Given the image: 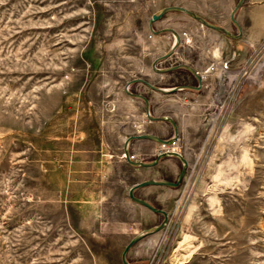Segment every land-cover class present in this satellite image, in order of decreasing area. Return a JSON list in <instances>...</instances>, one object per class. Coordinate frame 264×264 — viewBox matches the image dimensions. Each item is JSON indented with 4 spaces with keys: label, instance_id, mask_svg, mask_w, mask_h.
Masks as SVG:
<instances>
[{
    "label": "rangeland",
    "instance_id": "rangeland-1",
    "mask_svg": "<svg viewBox=\"0 0 264 264\" xmlns=\"http://www.w3.org/2000/svg\"><path fill=\"white\" fill-rule=\"evenodd\" d=\"M216 1L227 17L239 0ZM184 2L213 14V0H0V264H123L129 242L162 223L129 190L176 182L183 164H128L125 138L174 131L151 122L125 85L197 86L187 71L152 70L167 44L149 20ZM254 5L264 0L243 8ZM216 35L222 53L203 70L201 91L131 88L149 98L153 116L194 126L170 147L130 146L142 162L174 150L189 163L180 187L140 193L170 222L130 250L132 264H264V39L251 46Z\"/></svg>",
    "mask_w": 264,
    "mask_h": 264
},
{
    "label": "water",
    "instance_id": "water-1",
    "mask_svg": "<svg viewBox=\"0 0 264 264\" xmlns=\"http://www.w3.org/2000/svg\"><path fill=\"white\" fill-rule=\"evenodd\" d=\"M246 2H247V0H239L237 5L235 6V8L233 9V11L231 13V21H232L233 25L236 27L237 33H233L231 31H229L228 29L224 28L223 26L211 23L210 21L206 20L205 18H203L199 14H197V13H195V12L185 8V7H181V6L165 7L161 11H159L158 13L152 15V17L149 20V29H150V32L154 36H161V35H165V34H170L174 37V44H173L172 48L166 54H164L161 57H158L157 59L154 60V62L152 64V70L159 75H167V74H171V73L178 72L181 70L187 71L195 77V79L198 82V85L197 86L180 85V86H175L173 88H163V87H159V86L151 83L149 80L144 79V78L133 79L125 85V92L129 97H131L133 99L140 100L144 103L145 114L151 122L167 123V124L171 125V127L173 128V131H174V135L170 139H162L161 137L154 135V134H141V135H134V136L128 137L124 143V154H125L126 161L128 162V164L132 167H135V168H154L163 159L175 158L183 164V168H182L181 173H180L176 182L165 181V180H147V181H143L141 183L134 185L129 190V198L133 203H135L139 206L145 207L146 209L150 210L151 212H153L157 215L163 216L164 219H163L162 223H160L158 226L142 232L141 234L137 235L136 237H134L129 242V244L126 246V248L124 249V251L122 253V263L123 264H132L128 260V254H129L130 250L136 244H138L140 241H142L143 239H145L149 236H152L154 234L159 233L160 231L165 229L169 225V222H170V215L167 211L154 206L153 204H151L150 202H148L145 199L139 198L136 195V191L140 190V189L147 188V187L178 188V187H180V185H181V183H182V181H183V179L187 173V169L189 166L187 159L181 153L176 152L174 150L166 151L164 153H160L156 157V159L154 161H151V162H142V161L133 162L130 160V146L134 141H152V142L158 143L161 146L170 147V146L174 145L175 143H177L180 139V130H179V126H178L177 122L175 121V119L170 117V116H161V117L153 116V113L151 111V101L149 100V98L143 94L134 93L133 91H131V87L135 84H141V85L147 87L149 90L156 92V93H159L161 95H165V96L177 94V93L182 92L184 90H190V91H197L198 92V91H201L203 88V77L195 68H193L192 66H190L188 64L180 63V64H177L174 66H168V67H163V68L159 67V65L161 63L169 60L174 54L177 53L178 49L183 44V39H182L181 34L178 33L175 29L165 28V29L157 30V29H155V24L162 21L170 13H182L184 15L191 17L192 19L197 21L202 26L209 28L211 30H214V31L224 35L225 37H227L229 39L240 40L243 37L244 31H243L242 25L237 20V14L244 7Z\"/></svg>",
    "mask_w": 264,
    "mask_h": 264
},
{
    "label": "crops",
    "instance_id": "crops-1",
    "mask_svg": "<svg viewBox=\"0 0 264 264\" xmlns=\"http://www.w3.org/2000/svg\"><path fill=\"white\" fill-rule=\"evenodd\" d=\"M213 1H215V4L209 10L214 15L211 13L207 14V12L209 11H203L199 9L200 7L196 8L195 6L191 5V3L189 2L172 3L168 5L163 4L159 11H161L165 7H170V6L185 7L199 14L200 16L210 21L211 23L223 26L229 31L234 32V27L231 21L232 10L229 12V15L227 17H224V15H222L223 8H218L217 5L218 1L216 0ZM159 11L155 12L154 14L158 13ZM237 19L243 27V31H244L243 40L245 41L248 39L247 41L248 44L254 46L264 39V7L255 6V5L253 6V8L247 9V7H245L239 12ZM249 26L251 27L250 29ZM155 28L157 30H161L165 28H173L178 33L181 34L183 39V44L178 49L177 53L170 58V62H173L174 65L185 63L195 68L201 75H204L203 70L207 71L211 64L217 62L218 56L222 53L221 48L212 46L214 45L213 42L214 39L217 38L216 34L219 33L209 28L203 27L197 21L182 13L168 14L162 21L155 24ZM247 35H249V38H246ZM155 37L164 38L165 43L167 44V48L163 52V55L166 54L174 44V37L170 34H165ZM192 50L199 51V56L193 57L192 59V57L190 56V51ZM191 76L192 78L195 79L193 75ZM131 88H133V86ZM175 121L179 126V130H180L179 142H181L186 137V135H190L194 126L192 122L185 119L181 122H179L178 120ZM126 139L127 138L123 140V151H124V143ZM147 188H152V187H147ZM145 190L146 188L137 190L136 195L139 198L146 199L147 201L151 202V200H149L145 196L140 195V193ZM140 207L145 210H148L145 207L142 206ZM131 252L132 253L129 254V259L133 255L134 251ZM130 261H132V259Z\"/></svg>",
    "mask_w": 264,
    "mask_h": 264
},
{
    "label": "built area",
    "instance_id": "built-area-1",
    "mask_svg": "<svg viewBox=\"0 0 264 264\" xmlns=\"http://www.w3.org/2000/svg\"><path fill=\"white\" fill-rule=\"evenodd\" d=\"M214 66L211 68V71H214ZM202 77L205 79V76L204 75H202ZM124 157H125V155H124ZM126 158V157H125ZM130 160L131 161H133V162H137V161H139V159L137 158V156H135V155H131V153H130Z\"/></svg>",
    "mask_w": 264,
    "mask_h": 264
},
{
    "label": "flooded vegetation",
    "instance_id": "flooded-vegetation-1",
    "mask_svg": "<svg viewBox=\"0 0 264 264\" xmlns=\"http://www.w3.org/2000/svg\"><path fill=\"white\" fill-rule=\"evenodd\" d=\"M198 85V84H197ZM155 160V159H154ZM154 160H152V161H154ZM177 181V180H176Z\"/></svg>",
    "mask_w": 264,
    "mask_h": 264
}]
</instances>
